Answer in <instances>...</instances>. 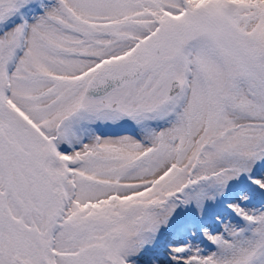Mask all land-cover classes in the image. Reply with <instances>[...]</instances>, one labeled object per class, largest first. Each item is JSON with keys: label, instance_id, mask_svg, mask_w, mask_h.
I'll use <instances>...</instances> for the list:
<instances>
[{"label": "snow or ice", "instance_id": "6c2138e0", "mask_svg": "<svg viewBox=\"0 0 264 264\" xmlns=\"http://www.w3.org/2000/svg\"><path fill=\"white\" fill-rule=\"evenodd\" d=\"M0 264H264V0H0Z\"/></svg>", "mask_w": 264, "mask_h": 264}]
</instances>
